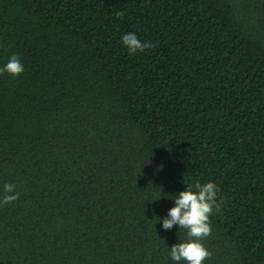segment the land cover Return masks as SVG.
Returning <instances> with one entry per match:
<instances>
[{
	"label": "trees",
	"instance_id": "16d2710c",
	"mask_svg": "<svg viewBox=\"0 0 264 264\" xmlns=\"http://www.w3.org/2000/svg\"><path fill=\"white\" fill-rule=\"evenodd\" d=\"M13 54L0 264H173L185 230L158 217L209 180L204 264H264V0H0Z\"/></svg>",
	"mask_w": 264,
	"mask_h": 264
},
{
	"label": "clouds",
	"instance_id": "9594fccd",
	"mask_svg": "<svg viewBox=\"0 0 264 264\" xmlns=\"http://www.w3.org/2000/svg\"><path fill=\"white\" fill-rule=\"evenodd\" d=\"M120 41L130 55L152 46L150 41L141 40L135 32L122 34ZM23 71L24 65L15 54L0 67V74L7 72L13 77L20 75ZM14 188L15 186L10 183L3 185L0 205L17 199L19 194ZM217 192L218 185L209 180L205 183L197 181L176 195L169 196L174 204L164 217H158V222L165 230L171 229L174 225L178 230H185L183 240L168 246V256L173 264H180L181 261L184 264H204L205 260L211 256V252L203 244V239L212 231L210 214L214 206L218 207Z\"/></svg>",
	"mask_w": 264,
	"mask_h": 264
}]
</instances>
